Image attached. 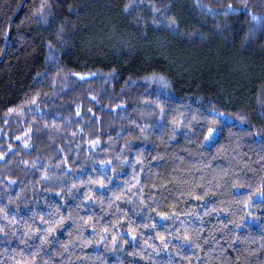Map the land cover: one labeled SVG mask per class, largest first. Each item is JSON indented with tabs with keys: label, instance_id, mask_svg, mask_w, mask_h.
<instances>
[{
	"label": "trees",
	"instance_id": "1",
	"mask_svg": "<svg viewBox=\"0 0 264 264\" xmlns=\"http://www.w3.org/2000/svg\"><path fill=\"white\" fill-rule=\"evenodd\" d=\"M0 153V264H264V0H0Z\"/></svg>",
	"mask_w": 264,
	"mask_h": 264
},
{
	"label": "snow or ice",
	"instance_id": "2",
	"mask_svg": "<svg viewBox=\"0 0 264 264\" xmlns=\"http://www.w3.org/2000/svg\"><path fill=\"white\" fill-rule=\"evenodd\" d=\"M127 7V6H126ZM228 8L230 9V10H233V11H240V9H232V5H228ZM247 8V5H244V9H246ZM209 10H211V9H209ZM154 11H157V12H159L160 11V9H154ZM252 18L254 19V20H260L261 18L260 17H258V16H256L255 14H252ZM168 27L170 28V30H177L178 29V22L176 21V20H171V21H169V23H168ZM76 75H81L80 73H77ZM89 75H91V74H89ZM215 130L213 129L212 131H210V133H209V137H211V135H212V132H214ZM25 143H27V141H25ZM4 154L3 153H0V157H2ZM100 183V185H101V187H103L104 185H103V181H100L99 182ZM259 195L262 197V198H264V191H260L259 192Z\"/></svg>",
	"mask_w": 264,
	"mask_h": 264
},
{
	"label": "rangeland",
	"instance_id": "3",
	"mask_svg": "<svg viewBox=\"0 0 264 264\" xmlns=\"http://www.w3.org/2000/svg\"><path fill=\"white\" fill-rule=\"evenodd\" d=\"M216 137H217V131L215 130L214 132H212L211 137H208L207 144H211L215 140ZM25 141H26V138H25ZM117 247L118 245L117 243H115L112 247V252L115 253L118 250Z\"/></svg>",
	"mask_w": 264,
	"mask_h": 264
}]
</instances>
